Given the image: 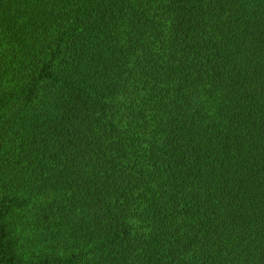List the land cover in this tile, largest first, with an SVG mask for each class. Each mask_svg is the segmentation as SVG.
Listing matches in <instances>:
<instances>
[{
    "label": "trees",
    "instance_id": "trees-1",
    "mask_svg": "<svg viewBox=\"0 0 264 264\" xmlns=\"http://www.w3.org/2000/svg\"><path fill=\"white\" fill-rule=\"evenodd\" d=\"M0 264H264V0H0Z\"/></svg>",
    "mask_w": 264,
    "mask_h": 264
}]
</instances>
